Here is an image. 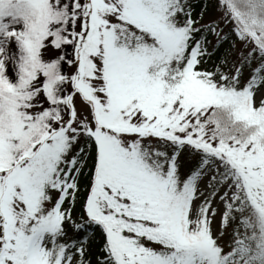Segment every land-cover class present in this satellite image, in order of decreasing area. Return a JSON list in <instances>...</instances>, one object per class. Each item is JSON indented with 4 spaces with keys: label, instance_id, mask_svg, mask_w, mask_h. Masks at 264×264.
Masks as SVG:
<instances>
[{
    "label": "snow or ice",
    "instance_id": "obj_1",
    "mask_svg": "<svg viewBox=\"0 0 264 264\" xmlns=\"http://www.w3.org/2000/svg\"><path fill=\"white\" fill-rule=\"evenodd\" d=\"M0 264H264V0H0Z\"/></svg>",
    "mask_w": 264,
    "mask_h": 264
}]
</instances>
